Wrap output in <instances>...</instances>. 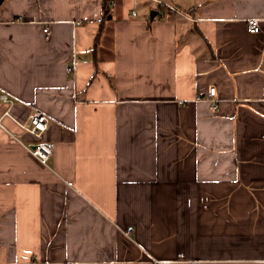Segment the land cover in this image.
<instances>
[{"label": "crops", "instance_id": "obj_1", "mask_svg": "<svg viewBox=\"0 0 264 264\" xmlns=\"http://www.w3.org/2000/svg\"><path fill=\"white\" fill-rule=\"evenodd\" d=\"M110 1L0 4V264H264V0Z\"/></svg>", "mask_w": 264, "mask_h": 264}, {"label": "built area", "instance_id": "obj_2", "mask_svg": "<svg viewBox=\"0 0 264 264\" xmlns=\"http://www.w3.org/2000/svg\"><path fill=\"white\" fill-rule=\"evenodd\" d=\"M158 4L167 5L162 0H154ZM113 4V1H110ZM110 4V5H111ZM134 15V13H133ZM246 28L250 33H258L260 31V19L251 18L246 20ZM44 33L47 34L48 28L43 29ZM74 72V67H68L67 73L72 74ZM0 100L2 103L6 104L7 109L5 110V115L10 116V109L14 104L13 100L6 94H0ZM213 110L218 109V99L216 97V89L211 87L209 89L208 95L204 98ZM13 121L18 125L21 131L28 133L32 137L37 139V142L33 144H25V148L33 155L39 162L44 165H48L52 154H53V144L45 142L42 140L44 133L48 129V118L41 112L30 113L25 120H18L13 118ZM264 141V127L261 135ZM64 264H72L71 262H66ZM153 264H160L158 261H154ZM186 264H199L197 261H188Z\"/></svg>", "mask_w": 264, "mask_h": 264}, {"label": "trees", "instance_id": "obj_3", "mask_svg": "<svg viewBox=\"0 0 264 264\" xmlns=\"http://www.w3.org/2000/svg\"><path fill=\"white\" fill-rule=\"evenodd\" d=\"M110 0H104V12H103V14H104V17L106 16V15H108V13H109V11H107V8H108V2H109Z\"/></svg>", "mask_w": 264, "mask_h": 264}, {"label": "water", "instance_id": "obj_4", "mask_svg": "<svg viewBox=\"0 0 264 264\" xmlns=\"http://www.w3.org/2000/svg\"><path fill=\"white\" fill-rule=\"evenodd\" d=\"M3 0H0V4L2 3ZM156 15V11L155 10H151L150 11V19H153Z\"/></svg>", "mask_w": 264, "mask_h": 264}]
</instances>
